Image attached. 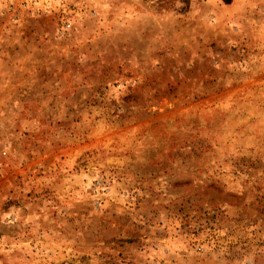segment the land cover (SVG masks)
Wrapping results in <instances>:
<instances>
[{"label":"rangeland","instance_id":"1","mask_svg":"<svg viewBox=\"0 0 264 264\" xmlns=\"http://www.w3.org/2000/svg\"><path fill=\"white\" fill-rule=\"evenodd\" d=\"M0 264H264V0H0Z\"/></svg>","mask_w":264,"mask_h":264}]
</instances>
